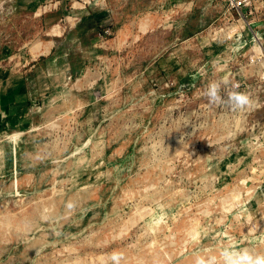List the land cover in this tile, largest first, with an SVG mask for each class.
I'll use <instances>...</instances> for the list:
<instances>
[{
  "label": "rangeland",
  "instance_id": "1",
  "mask_svg": "<svg viewBox=\"0 0 264 264\" xmlns=\"http://www.w3.org/2000/svg\"><path fill=\"white\" fill-rule=\"evenodd\" d=\"M235 12L225 0H0V206L26 220L0 264L264 253V38ZM225 77L252 108L208 103Z\"/></svg>",
  "mask_w": 264,
  "mask_h": 264
},
{
  "label": "clouds",
  "instance_id": "2",
  "mask_svg": "<svg viewBox=\"0 0 264 264\" xmlns=\"http://www.w3.org/2000/svg\"><path fill=\"white\" fill-rule=\"evenodd\" d=\"M204 96L210 105L227 106L233 111L250 109L254 104L247 93L229 90V81L226 77L220 81L209 82L205 88ZM66 207L71 210L75 205L69 202ZM108 259L110 264H122L124 256L119 251H113ZM196 264H217V257H198ZM220 264H264V253H258L248 248L226 247L220 252Z\"/></svg>",
  "mask_w": 264,
  "mask_h": 264
},
{
  "label": "built area",
  "instance_id": "3",
  "mask_svg": "<svg viewBox=\"0 0 264 264\" xmlns=\"http://www.w3.org/2000/svg\"><path fill=\"white\" fill-rule=\"evenodd\" d=\"M231 10H235L236 15L244 24V31L256 37L264 38V34L255 26L258 15L264 12V0H225Z\"/></svg>",
  "mask_w": 264,
  "mask_h": 264
},
{
  "label": "bare ground",
  "instance_id": "4",
  "mask_svg": "<svg viewBox=\"0 0 264 264\" xmlns=\"http://www.w3.org/2000/svg\"><path fill=\"white\" fill-rule=\"evenodd\" d=\"M40 11V10H39ZM40 13H42V11H40ZM39 13V15H40ZM241 21V20H240ZM238 21V22H240ZM63 31V30H62ZM251 39H252V35H250ZM257 41H260V38L259 37H256ZM253 40V39H252ZM254 41V40H253ZM11 151V150H10ZM2 158V157H1ZM10 189V188H9ZM10 191V190H9ZM1 207V206H0ZM39 209H43V210H46L44 209V204H40L39 206ZM4 211V206L0 208V242L1 244L4 243V239L5 237L12 231L13 229V222L15 225H19V232H21V227L24 226V221H20V222H17L15 223L16 220H13V215L10 213V212H3ZM145 216V215H144ZM25 219V218H24ZM45 219V218H44ZM6 231V232H5ZM22 234V232H21ZM191 236V235H190ZM192 237V236H191ZM3 242H2V241ZM8 243V241H7ZM10 244V243H9ZM1 255V254H0ZM137 255V254H136ZM140 256V254H138ZM138 258V257H137Z\"/></svg>",
  "mask_w": 264,
  "mask_h": 264
},
{
  "label": "crops",
  "instance_id": "5",
  "mask_svg": "<svg viewBox=\"0 0 264 264\" xmlns=\"http://www.w3.org/2000/svg\"><path fill=\"white\" fill-rule=\"evenodd\" d=\"M255 26L258 28L259 31H263L264 34V12L257 17V22Z\"/></svg>",
  "mask_w": 264,
  "mask_h": 264
}]
</instances>
